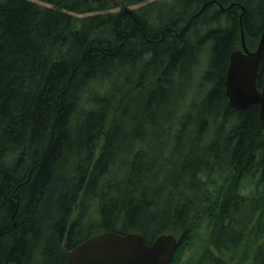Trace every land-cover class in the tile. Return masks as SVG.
<instances>
[{
  "label": "trees",
  "instance_id": "obj_1",
  "mask_svg": "<svg viewBox=\"0 0 264 264\" xmlns=\"http://www.w3.org/2000/svg\"><path fill=\"white\" fill-rule=\"evenodd\" d=\"M149 1L0 0V264H67L102 232L174 233L172 264L200 231L234 248L260 218L264 237V120L225 86L264 0ZM204 52L209 89L188 102Z\"/></svg>",
  "mask_w": 264,
  "mask_h": 264
},
{
  "label": "water",
  "instance_id": "obj_2",
  "mask_svg": "<svg viewBox=\"0 0 264 264\" xmlns=\"http://www.w3.org/2000/svg\"><path fill=\"white\" fill-rule=\"evenodd\" d=\"M242 46L230 57L226 95L236 110L258 104L264 120V77L261 90L257 85L264 58V32L255 51L248 48L242 32ZM181 242L182 238L173 233H163L148 243L139 233L102 232L69 250L67 264H172Z\"/></svg>",
  "mask_w": 264,
  "mask_h": 264
},
{
  "label": "rangeland",
  "instance_id": "obj_3",
  "mask_svg": "<svg viewBox=\"0 0 264 264\" xmlns=\"http://www.w3.org/2000/svg\"><path fill=\"white\" fill-rule=\"evenodd\" d=\"M154 1H158V0H150L149 2H154ZM139 7L140 6H131L129 8L132 9V8H139ZM124 8H127L126 5L119 4V6L117 5V7L113 9V11L115 12L120 11L121 9H124ZM214 25L215 23L213 24V26ZM208 58H209L208 52H204L200 59V63L198 67L192 73L193 76L191 77L187 88L191 87L189 90L194 89V91L198 93H193V94L190 93V95H188V98H187L188 102L193 101V100L195 101L197 100L196 102L200 101L201 98L205 96V94L207 93V90L209 89L208 88L209 85H206V84L204 85V79L202 76L203 71L206 70V67L208 65V61H209ZM117 77L119 80L120 77L119 76ZM122 82H124V79L121 81V83ZM141 84L142 82L137 80L136 85L140 86ZM197 87H199V89L196 90ZM86 92H87V96L94 95L92 90H87ZM82 109H83V106H80V108L77 109V111L80 110L81 112ZM209 131L211 132L212 130H209ZM241 183H242V188L240 191L242 192L243 195H251L252 193H258L256 189L257 186L254 180L243 178L241 180ZM244 219L246 218H243V220ZM253 222L255 225L256 223L254 220ZM258 223L260 225V218L258 219ZM243 225L244 223L241 224L240 227H242ZM214 237L215 236H213V233L211 232L210 234H208V231L206 232L200 231L199 233H197L195 239L193 240V242H191V244L186 243L183 246V250L181 251L180 256L177 258L178 264H197L198 260L203 254L206 256V261L210 260V261L216 262L218 259L220 262L219 264H254L256 252H253L252 242L248 240V235H244L243 237H241L239 244L235 246L234 248L224 247L227 245L225 244V242H222L224 244L223 246L224 248H220V249H218L215 246L214 240H216V237L215 239ZM248 241L251 243L250 249H246L245 247ZM259 243H260V246L264 245V237L263 238L259 237ZM207 254H210L212 259H210Z\"/></svg>",
  "mask_w": 264,
  "mask_h": 264
},
{
  "label": "flooded vegetation",
  "instance_id": "obj_4",
  "mask_svg": "<svg viewBox=\"0 0 264 264\" xmlns=\"http://www.w3.org/2000/svg\"><path fill=\"white\" fill-rule=\"evenodd\" d=\"M250 49V48H249ZM262 63V62H261ZM260 69H261V65H260ZM259 69V71H260ZM260 73V72H259ZM263 77H264V70H263ZM259 78V77H258ZM262 85H263V79H262ZM262 85L260 88H262ZM258 219L259 218H254L253 220L255 221V225H254V229L256 230V234L253 236V241H252V248H253V252H256V255H255V260H254V264H258V260L260 258V253H261V246H260V243H259V229H260V226L258 224ZM241 240V236H236L234 238H231L230 240H226L225 244L228 246V245H234V244H239ZM248 240H249V236H248ZM250 241V240H249ZM245 245L246 249H250L251 248V241Z\"/></svg>",
  "mask_w": 264,
  "mask_h": 264
},
{
  "label": "bare ground",
  "instance_id": "obj_5",
  "mask_svg": "<svg viewBox=\"0 0 264 264\" xmlns=\"http://www.w3.org/2000/svg\"><path fill=\"white\" fill-rule=\"evenodd\" d=\"M259 43H260V42H259ZM242 49H243V47H242ZM242 49H241V50H242ZM229 65H230V64H229ZM228 69H229V68H228Z\"/></svg>",
  "mask_w": 264,
  "mask_h": 264
}]
</instances>
